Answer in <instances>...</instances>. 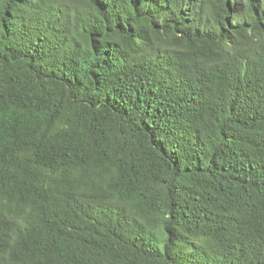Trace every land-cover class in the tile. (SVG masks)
I'll return each mask as SVG.
<instances>
[{
    "label": "trees",
    "instance_id": "trees-1",
    "mask_svg": "<svg viewBox=\"0 0 264 264\" xmlns=\"http://www.w3.org/2000/svg\"><path fill=\"white\" fill-rule=\"evenodd\" d=\"M0 264H264V0H0Z\"/></svg>",
    "mask_w": 264,
    "mask_h": 264
}]
</instances>
